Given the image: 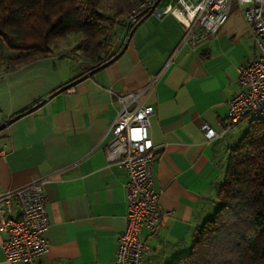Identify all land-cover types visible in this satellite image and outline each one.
Returning a JSON list of instances; mask_svg holds the SVG:
<instances>
[{"label": "crops", "instance_id": "1", "mask_svg": "<svg viewBox=\"0 0 264 264\" xmlns=\"http://www.w3.org/2000/svg\"><path fill=\"white\" fill-rule=\"evenodd\" d=\"M116 30L115 48L127 43L113 61L84 73L0 131V192L51 176L43 186L49 225L41 264H116L127 176L104 154L106 131L119 107L111 91L139 90L172 57L156 87L141 97L155 108L148 128L152 187L161 212L170 213L155 232L141 229L149 247L141 264H170L189 251L195 231L214 211L227 155L239 140L236 126L214 141L201 130L203 124L220 129L228 99L240 90L238 71L256 53L235 3L217 32L195 47L177 48L182 26L168 14L145 16L128 40L125 27ZM83 71L62 50L0 70V122ZM10 207L16 217L17 203ZM4 237L0 230V264H19L5 259Z\"/></svg>", "mask_w": 264, "mask_h": 264}, {"label": "built area", "instance_id": "2", "mask_svg": "<svg viewBox=\"0 0 264 264\" xmlns=\"http://www.w3.org/2000/svg\"><path fill=\"white\" fill-rule=\"evenodd\" d=\"M141 0L129 12L127 26L134 24L144 12L159 18L171 15L182 26L177 48L195 47L208 39L226 21L233 3L241 11L255 48V56L238 71L240 90L227 101V117L219 130L203 124L208 140H219L243 119H264V0ZM167 62L137 91L114 93L118 109L106 131L103 144L108 164H116L126 172L125 227L117 237L116 264H141L149 247L141 229L153 233L170 213L159 209V194L153 190V144L149 135V118L154 106L143 104L141 97L156 87ZM50 175H42L20 187L0 192V230L5 237L1 249L6 260L19 264H41L48 251L46 231L49 220L43 186ZM12 202L17 215L11 214Z\"/></svg>", "mask_w": 264, "mask_h": 264}, {"label": "trees", "instance_id": "3", "mask_svg": "<svg viewBox=\"0 0 264 264\" xmlns=\"http://www.w3.org/2000/svg\"><path fill=\"white\" fill-rule=\"evenodd\" d=\"M140 1L0 0V70L45 58L68 36L74 43L62 51L83 67L78 77L106 65L122 47L113 45L116 29L125 27L127 36L147 15L127 26ZM170 264H264V119H249L230 148L212 215L195 231L189 251Z\"/></svg>", "mask_w": 264, "mask_h": 264}, {"label": "water", "instance_id": "4", "mask_svg": "<svg viewBox=\"0 0 264 264\" xmlns=\"http://www.w3.org/2000/svg\"><path fill=\"white\" fill-rule=\"evenodd\" d=\"M149 14H147L146 16H148ZM142 20V19H141ZM131 35V32L127 35V39H129ZM126 43L127 41L124 42V44L122 45L119 53L116 55V57L125 49L126 47ZM114 57V58H116ZM104 65L100 66L99 68L103 67ZM97 68V69H99ZM97 69H94V70H91L89 72H87V74H91L93 71L97 70ZM86 75H82L81 77L77 78L76 80L72 81V82H69L67 84H64L63 86L59 87L58 89H56L55 91H53L52 93H50L49 95H47V97L43 98V99H40L38 102H36L35 104L31 105L29 108H27L26 110L24 111H21V112H18V113H15V114H12L10 115L9 117H7L6 119H4L3 121L0 122V131L3 130L4 128H6L9 124H11L12 122H14L15 120L19 119L20 117L26 115V114H29L31 112H33L34 110H36L37 108H39L43 103L46 102L47 99H49L50 97H52L54 94L58 93V92H61V91H64V90H67L68 88H70L75 82H77L78 80H80L81 78L85 77Z\"/></svg>", "mask_w": 264, "mask_h": 264}, {"label": "rangeland", "instance_id": "5", "mask_svg": "<svg viewBox=\"0 0 264 264\" xmlns=\"http://www.w3.org/2000/svg\"><path fill=\"white\" fill-rule=\"evenodd\" d=\"M170 0H161L160 4L161 5H165L167 2H169ZM234 4V3H233ZM109 6V5H108ZM107 7V6H106ZM74 43V37L73 36H68L64 39H61L58 42V49L59 50H65L68 49L72 46V44ZM249 126V120L248 119H243L241 120L235 127L234 129V135L236 136V138L240 139L242 137V135L245 133V131L248 129Z\"/></svg>", "mask_w": 264, "mask_h": 264}]
</instances>
